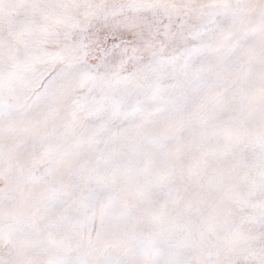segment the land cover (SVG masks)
Returning <instances> with one entry per match:
<instances>
[{
	"label": "snow or ice",
	"instance_id": "6c2138e0",
	"mask_svg": "<svg viewBox=\"0 0 264 264\" xmlns=\"http://www.w3.org/2000/svg\"><path fill=\"white\" fill-rule=\"evenodd\" d=\"M0 264H264V0H0Z\"/></svg>",
	"mask_w": 264,
	"mask_h": 264
}]
</instances>
